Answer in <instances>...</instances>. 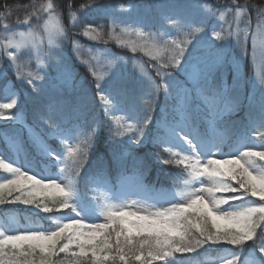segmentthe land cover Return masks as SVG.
<instances>
[{
  "label": "snow or ice",
  "instance_id": "1",
  "mask_svg": "<svg viewBox=\"0 0 264 264\" xmlns=\"http://www.w3.org/2000/svg\"><path fill=\"white\" fill-rule=\"evenodd\" d=\"M231 4L235 7H226L219 15V20L224 21L227 27L221 26V31L214 33L219 41L213 46L214 59H204L187 46L171 41L170 57L153 65L155 78L149 77L144 93L149 99L144 104L148 114L143 119L136 114L135 100L137 91L144 90V82L136 75L134 63L130 60L112 61L114 70L105 85L102 87L99 82H94L92 98H95L96 90H99L100 99L111 97L110 107L105 106V113L126 111L128 119L134 121L123 126L117 120L118 127L112 132L110 143H115L116 137L131 133L126 140L120 141L131 153L149 142L151 137L157 148L168 153L165 158L156 152L159 162L163 165H183L191 178L184 181V190L174 192L170 199L154 196L139 188L113 185L108 190L114 202L103 205L92 199L88 202L78 187L79 180L84 179L86 184L97 180L94 173L81 176L85 164L90 162L89 154L93 152L97 130H76L68 126L72 121L85 119L90 104L89 89L80 82L72 59L63 53H53L49 56L45 75L26 73V65L20 63V49L38 48L45 43L43 36L39 40L35 38L31 23L33 18L38 24L43 20L42 32L48 45L65 36L53 0H47L40 6L32 5L24 20L19 21L27 27V31L19 32V39L12 37L0 45V58L6 57L8 67L15 69L17 79L32 90H36L34 80L42 81L50 89L45 92L42 86L39 90L45 95V100L35 114L34 127L39 128L43 124L52 136L62 141L74 139L77 143L67 148V155L72 159L69 166L65 163L64 152H58L45 142L47 134L33 137L39 152L59 167V174L55 177L30 174L31 171L13 161L6 163V157L0 154L3 157L0 158V168L10 173V178L0 179V205L20 204L46 214L65 211L53 229L0 225L3 229L0 230V264H55L52 257L61 253L69 257L68 264H153L154 261L181 264L176 259L177 253H198L201 248L218 245L231 246L223 264H241L240 253L249 242L252 255L248 264H264V132H260L258 138L253 135L257 129H264V117L257 120L249 113L247 123L238 133L243 142L235 144L226 153L223 139L216 136V128L224 123L220 105H239L229 101L226 90L214 82V73L228 60L231 39L235 37L243 50L251 35L253 61L256 62L259 54L262 65L258 79L260 90L264 92V8L257 9L256 30L252 32V18L246 16V26L241 29L239 21L244 9L238 0H231ZM192 7L211 12L201 3ZM68 8L71 11V5ZM88 11L114 18L105 6L89 8ZM3 15L0 13V16ZM228 15L232 16L231 22L226 20ZM169 22L178 28L183 27L177 20ZM4 28L8 30L9 25L5 24ZM128 31L125 29V32ZM196 31L203 32L204 29ZM138 34L143 37L140 42L115 38L122 45L127 43L133 53L146 51L150 46L159 50L155 44H150L149 32L140 31ZM84 35L99 39L104 34L88 26ZM163 35L161 32V37ZM257 39L260 41L259 48L256 46ZM163 47L169 49L170 46L164 41ZM73 57L78 60V57ZM91 74L95 76L94 71ZM180 74H183V79ZM233 79L236 90L240 83L238 62L233 68ZM189 84L202 95L204 111L196 103ZM161 93L165 97L162 113H167L170 107L172 118L162 114L157 120L158 131L151 136V112L158 107L156 100ZM16 104L15 98L0 103V117L20 120L19 115L5 117L3 111L12 109ZM201 122L208 123L211 131H200ZM102 127L101 123L100 129ZM216 155L220 158H214ZM95 164L103 169V158L98 157ZM201 177L207 180H201L200 187L191 186V181ZM133 196L138 198L132 199ZM101 218L103 222H98ZM9 230L13 234H6ZM6 246H10L11 255L6 252Z\"/></svg>",
  "mask_w": 264,
  "mask_h": 264
},
{
  "label": "trees",
  "instance_id": "2",
  "mask_svg": "<svg viewBox=\"0 0 264 264\" xmlns=\"http://www.w3.org/2000/svg\"><path fill=\"white\" fill-rule=\"evenodd\" d=\"M44 0H0V16L2 21L0 27L3 28L5 24L9 25L10 30L13 29H26L27 27L20 24L19 21L24 20L27 12L32 10V5L35 3L37 6L42 5ZM203 5L208 6L213 12L221 14L225 11L226 7L235 6L231 4V0H202ZM53 3L58 9V16L62 21V24L66 27L65 36L61 42V47L54 51L53 53H63L66 57L72 59V63L76 68L77 73L80 76V82L84 84L89 89L90 104L88 105L86 111V118L88 125L93 128L95 124L101 120L103 127L96 133L94 139L93 152L89 154V164H85V171H81V176L85 177L89 173H94L99 177H106L113 181H116L122 177L133 175L137 178L143 179L147 184L151 186H158L164 188L165 190H173L176 187V182L181 180L186 169L181 165H163L156 158L155 153L160 152L162 156L167 158L168 153L162 152L161 149L149 140L143 146L136 148L134 152H129L124 144H121L119 137H116L115 143H110V138L112 132L117 128L111 124L108 119H105L102 115V109L106 105H109L111 97L107 99H100L99 90H96L95 98H92L91 90L95 88L94 82H99L103 87L108 79L101 76V68L96 62L98 57L108 58L111 61L122 62L123 60H130L135 64H142L151 74V77L155 78V70L153 68L154 64L163 63L171 54V41L175 40L177 44L181 46H187L189 50L193 51L194 54L204 53L211 50L213 54L215 53V48L213 47L219 41L216 40L214 33L220 32L221 27L216 26L213 28L210 24H204L200 22L195 26L184 29L182 27L176 29L172 23L167 21L169 16H174L176 11H172L173 8L178 6H188L184 13H194L198 14L196 10H192V5H195L198 0H53ZM148 3H155L152 11H154L153 18L155 20L154 29L152 31L162 30V24L166 23L167 28L171 30V35L168 37L158 36L157 40L150 37V44H155L159 50L156 48L149 47L148 50H138L136 53L131 51V48L127 46V43L122 45L118 43L117 38L129 41H138L139 38L133 31L129 30V27L135 22L133 19L129 18L125 14L128 12L132 5H141L145 7ZM238 3L244 9V20L245 17L250 16L252 18V32L256 30V17L257 9L264 8V0H238ZM68 5H71V11H69ZM97 6H105L110 12L114 14L112 16L106 14H100L96 12H89L88 9H95ZM127 11V12H126ZM183 13V14H184ZM183 14H179V18L176 20H182ZM46 16V14H44ZM73 15L75 19H73ZM146 14L144 15V18ZM130 23L126 25L124 19ZM229 22L232 21V16L228 15ZM41 22V21H40ZM32 27L38 24L35 18L31 21ZM91 26L92 28L98 29L104 35L99 38H93V36L84 35L86 27ZM234 27V25H233ZM198 28H203V32H197ZM128 29V32H125ZM106 41V42H105ZM142 41V40H141ZM166 41L170 46L169 49L163 47V42ZM191 41V43H189ZM193 44L195 48H193ZM240 49L241 52L238 50ZM151 53V54H149ZM253 43L252 37L246 42L245 49H241L240 45L237 44L235 37L231 39V44L228 48V60L219 67L214 73V82L216 84L227 81L228 88H226L227 99L232 97V92H235L236 99H231L235 103H238L239 107L227 115L225 118L227 122L232 123V127H226L225 122L221 124L223 130L229 134L230 137H238L239 129L243 127L248 120L249 113L253 114L257 120L264 117V92H261L259 79H258V66L259 61H253ZM78 57L75 61L74 57ZM155 57V59H154ZM4 62V57L1 59ZM45 63V68L40 70L37 66L32 63H23L26 65L25 68L28 70H37L35 74L45 75L48 71L49 60ZM83 63H80V62ZM236 62L239 64V87L235 89V81L233 79V68ZM80 64V65H79ZM131 66V63H130ZM260 62V71H261ZM91 68V71H89ZM25 70V69H24ZM95 72V76L91 73ZM137 71V70H136ZM259 71V73H260ZM7 75L0 81V103L10 102V92L12 89L19 90V95L16 98L17 104L12 109L3 110L5 117L7 116H17L18 111L25 113L26 119L21 117L20 120H8L4 117H0V134L2 131L8 130L9 132L18 131L21 132L27 148L30 150L31 155L36 158L39 162L43 161L49 163L48 157L42 155L39 152L38 146L34 143L33 137L36 135V130L41 134H47V143L50 147L56 148V150L63 151V145L57 143L56 140L50 139L48 129L45 125L41 124L39 128L34 127L33 129L30 125L34 126V118L37 111L40 110L44 100L45 95L40 93L39 90L44 87L45 92H49L50 89L43 85L40 80H34L36 85V90H32L30 86L22 83L16 77L15 69L9 68L6 70ZM180 78L183 79V74H180ZM158 79V78H157ZM144 82V90H138L136 93L135 108L136 114H138L140 119H143L145 115L148 114L146 108L144 107L145 102L149 99L145 95L149 81L142 78ZM38 81V82H37ZM191 86V84H189ZM55 85L53 84V88ZM194 90V89H193ZM196 103H201V98L198 93L193 91ZM242 96V100L240 99ZM143 97V99H141ZM164 94L161 93L160 97L156 100L158 107L155 111L151 112V117L153 123L149 125L151 129V136H155L158 131V118L163 114L167 115L169 119L172 118L171 108L169 107L167 113H162L164 108ZM264 132V129H259L257 133H253L257 138L259 133ZM2 141V140H0ZM1 145L7 152L10 151L6 142H1ZM94 153V154H93ZM98 157L103 158L104 167L99 169L96 167L95 161ZM2 158V157H0ZM72 159L70 160V165ZM50 164V163H49ZM10 178V173L5 169L0 168V179ZM92 183L86 184L84 179L79 180L78 187L84 195L92 194L90 193V186ZM51 206V205H49ZM12 213H19L24 221H27L26 214H33L39 217L47 225H55V218L65 213V211H54L53 213H42L36 209L26 207L20 204H9L0 205V216H7ZM1 230V229H0ZM251 242L245 248L251 249ZM231 246L228 245H218L211 248H201L198 253L191 254H176V259L191 262L194 260L201 259L207 254L221 255L225 251H228ZM247 249V250H248ZM10 246H6V252L11 255ZM246 249H244L245 251ZM238 251V250H234ZM7 258V257H6ZM68 259L64 253L59 256H53L52 260L55 264H68ZM153 264H162L160 261H154Z\"/></svg>",
  "mask_w": 264,
  "mask_h": 264
},
{
  "label": "rangeland",
  "instance_id": "3",
  "mask_svg": "<svg viewBox=\"0 0 264 264\" xmlns=\"http://www.w3.org/2000/svg\"><path fill=\"white\" fill-rule=\"evenodd\" d=\"M46 3H47V0H44L42 2V5L46 4ZM153 4L156 5L155 3H148L145 7H143L141 5H132L130 7V9L127 10L128 12L126 11L127 13L125 15L135 21L133 23V25H131L129 27V30L136 33V35L139 38V40L137 42H140L141 40H143V37H140L138 34L140 31L149 32L151 34V37L154 40L158 39V36L161 34V32H163L166 35L169 34L170 29H167L166 23L162 24V30H160V32L159 31H157V32L152 31L154 29V24H155V20L153 18L154 11H152V8L154 7ZM187 7L188 6H178L176 8H173L172 11L177 10L175 13L176 17H173V15L169 16L167 18V21L169 22V20H175L177 17H179V14L182 15L186 11ZM192 10H196V9L193 8ZM196 11L198 12L197 15L194 13H190V14L187 12L184 13L182 16V23L183 24H181V23L180 24L185 26V25H191V24L196 23V22H210V23H217V25L227 27V25L224 23V21L219 20L220 14L217 15L212 11L208 12V11L203 10V9L199 10V11L196 10ZM145 14H146V17L144 18ZM46 18H47V16H45V19ZM58 19H59V23L61 25L62 21L60 20L59 16H58ZM226 20H228V16H226ZM243 21H244V17L242 15L240 17L239 26L241 25V23L242 24L244 23ZM1 22L2 21L0 20V23ZM124 22L126 25H130V23L127 21L126 18L124 19ZM245 26H246V24L242 25V29L245 28ZM42 27H43V20L41 22H39V24H35L32 29L36 34L35 38L37 40H39L40 37L43 36L45 43L43 45H40L38 48H22L19 50V53H18L22 57L20 63H32L34 66H37L40 70L45 68L44 67L45 63L48 62L47 60H49V59H47V57L49 55H52L54 51H57L61 47L60 41L63 38V37H61V38L57 39L52 45H48L47 44V37L42 32ZM173 27L175 28L176 25H173ZM187 27H191V26H185L184 29ZM234 27H235V25H234ZM63 29H64V33H65L66 27H63ZM176 29L178 30L177 27H176ZM22 31L26 32L27 28L22 29V30L8 31V30H5L4 27L3 28L0 27V45H3L7 39L12 38V37L19 39L18 33L22 32ZM259 44H260V41H259V39H257V42H256L257 48H259ZM57 45H59L58 48H57ZM238 51L241 52L240 49ZM200 57H202L204 59L212 60V59H214V54L206 53L205 55H201ZM257 60L259 61V65L257 63L258 74H259V71H260L259 54L257 55ZM96 62L99 65V67L101 68V71H100L101 76L104 77L105 79H108L110 76V72L112 70H114V68H112V66H111L112 61L108 58L98 57L96 59ZM135 68L137 70L136 71L137 76H140L141 78H144L147 81H149V77H151V74L142 64H138L137 62H135ZM5 69L8 70V61H7L6 57H4V62L0 61V79L7 75V72L5 71ZM25 72L26 73L27 72L36 73L37 70H28L27 68H25ZM223 84H225V87H226L227 81H224ZM217 85L221 86V83H218ZM189 87H191V86H189ZM192 89H194V87H192ZM195 92H196V90H195ZM193 95H194V92H193ZM236 95L237 94L235 92H232V97L229 99V101L231 99H236ZM17 96H18V90L12 89L10 92L11 99L16 98ZM194 97H195V95H194ZM200 97L202 99V95H200ZM240 99L242 100V97ZM204 103L206 104L207 101H204ZM198 105L202 106V104H198ZM220 107L223 109V120L225 122L224 123L225 126L226 127H232L233 124L227 122V120L225 118L227 115H229L234 110L232 104L226 103V104L220 105ZM201 111H202V108H201ZM20 113H21V111H19V114ZM103 117L109 118V121L111 122V124L116 126V127H118L117 120H119V124L123 125V126L131 125L134 123V121L128 119L126 111L113 110L109 113H105V110H104ZM204 123H206V122H204ZM68 126L72 129H76V130H79L80 128H86L88 131H92L93 129L97 130V126L92 129L85 122L84 119L81 121H72ZM220 128H221V125L216 128V136L218 138L223 139V141L225 143L224 151L226 153L230 152L232 150V148H234L236 146L235 144L243 142L241 140L240 136L231 142V140L228 138L227 133H223L222 130H220ZM205 130L211 131L208 123H206V124L201 123L200 124V131L203 132ZM257 131H258V129H257ZM77 134H78V131H77ZM127 135H131V133H128L125 136L119 137V141L126 140ZM52 137L57 139V142L63 143V147H64L63 152H64L65 163H67L70 166L71 157H69L67 155V148L69 145L74 147L76 145L77 141L74 139H68L66 141H62L57 136H52ZM4 139L9 141V144H10L12 151L14 152V155H15L14 158H12L8 154H6L5 161L7 163H10L13 161L18 166L24 168L25 170L31 171L32 173H30V174H38L42 177H55L59 174V167L54 162H52L54 165H51V166L46 165L43 162H40V163L37 162L36 158L31 155L30 150L26 146L23 145V139L21 136H15V135L11 136V135L6 134ZM150 139H151V137H150ZM17 145H18V147H17ZM256 150H259V149L257 148ZM2 152L3 151L0 149V153H2ZM184 155H187V153H184ZM214 158L219 159L220 156L216 155ZM225 158H227V157H225ZM60 167H64V165H60ZM187 180H191V178L188 175V172H187ZM201 180L206 181L207 178L201 177L199 180L191 181V186L200 187L201 186V183H200ZM113 185L118 186V187L139 188V189H142L144 191L149 192V187H147L148 188L147 189L145 187L144 183L135 177H124V178L118 179L116 182H113L106 177H101V178L97 177L96 182H93L90 186V190L93 193L91 197L85 196L82 193V191L80 189L79 190L81 192V195L88 202H91V199H92L98 205H103L106 202H114V201H111V193L108 190L109 187H111ZM184 188H185V184H183L182 187L176 192L184 190ZM153 195L157 196V197L170 199L174 196V192H172V193L155 192V193H153ZM137 198L138 197H136V196L132 197V199H137ZM63 215H60L58 218H56V221L58 219H60ZM11 221L14 225H17L20 227L23 226L22 223H20V220H18L17 216L11 217ZM98 222H103L102 218ZM0 225H7V224L3 220H0ZM27 227H40L42 229H53L55 226L53 228H52V226L45 227L44 224H42L41 222H36V221H33L32 219H30V223H28ZM8 233H12V231L9 230ZM245 249H246L245 251L243 250L240 253L241 264H248V258L252 255V248L251 249L245 248ZM228 255H229V251H225L221 255L210 254V255H207L205 257H202L199 260H194V261L188 262V263L181 262V264H223L224 258L227 257Z\"/></svg>",
  "mask_w": 264,
  "mask_h": 264
}]
</instances>
